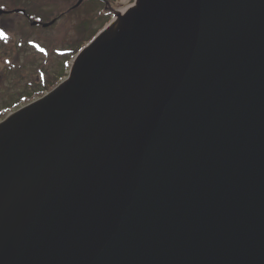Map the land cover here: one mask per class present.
Here are the masks:
<instances>
[{"label":"water","instance_id":"1","mask_svg":"<svg viewBox=\"0 0 264 264\" xmlns=\"http://www.w3.org/2000/svg\"><path fill=\"white\" fill-rule=\"evenodd\" d=\"M0 264H264V0H134L5 116Z\"/></svg>","mask_w":264,"mask_h":264},{"label":"rangeland","instance_id":"2","mask_svg":"<svg viewBox=\"0 0 264 264\" xmlns=\"http://www.w3.org/2000/svg\"><path fill=\"white\" fill-rule=\"evenodd\" d=\"M63 1L65 0H0V9L2 10V6L8 10L26 9L31 20L48 22ZM113 2L117 11H122L133 5L134 0ZM87 4L82 5L74 16L43 29L30 26L19 15L0 16V31L4 33L0 36V93L3 95L6 89V95L11 100L10 110L6 108L4 111L7 115L40 98L67 77V69L77 54V46L83 45L87 40L81 35L79 23L85 18L82 11ZM97 27L99 29L98 25ZM69 46V55L65 54L59 60L58 50Z\"/></svg>","mask_w":264,"mask_h":264},{"label":"flooded vegetation","instance_id":"3","mask_svg":"<svg viewBox=\"0 0 264 264\" xmlns=\"http://www.w3.org/2000/svg\"><path fill=\"white\" fill-rule=\"evenodd\" d=\"M79 1H80V4L76 6L77 2ZM115 2H113V0H65L61 2V6L57 7L56 14L48 22L31 20V16L27 12V10L21 9V8L19 9L23 10V12L20 11L19 13H15L13 11L15 9L8 10L5 8H2V10L0 9V11H5V13H2L0 16L19 15L20 19L26 21L30 26L32 25L31 24L32 22H36L37 24L34 25L36 27H40L42 29L50 28V27L55 26L56 24H59L60 22H63L64 20L68 19L70 16H74L73 14L77 13V11L80 10V8H82V5H84L85 3H88L87 7L83 8L84 11H82L87 16L82 15V12L80 11L81 15L85 18H82L83 20L79 22L81 24L80 25L81 35L84 39L85 38L89 39L87 41L88 43L96 36V34L99 33V31L103 30L112 21L114 12L117 11V7L115 8L114 6ZM65 3H68V4L65 5ZM49 23L51 24L47 25V27L43 26L44 24H49ZM97 25L99 26V29ZM70 49H71V46H69L68 48H63L61 49V51L58 50L59 55L57 57L59 58V60H61V57L65 56V54L69 55ZM73 56H75V54H73ZM69 69L70 67L67 69L68 70L67 72H69ZM63 78H61V80ZM0 106H1L0 107V116H1L0 119H2L7 114L4 112L6 111V108H8V110H10L11 108V100L6 95V89H4L3 95L0 93Z\"/></svg>","mask_w":264,"mask_h":264},{"label":"trees","instance_id":"4","mask_svg":"<svg viewBox=\"0 0 264 264\" xmlns=\"http://www.w3.org/2000/svg\"><path fill=\"white\" fill-rule=\"evenodd\" d=\"M15 5V4H14ZM13 5V6H14ZM18 5H20V4H18ZM3 8H5L4 6H2ZM1 7V8H2ZM89 39H87L86 41H85V43H83V45H81V46H77V48H76V53L79 51V49H81V47H83L86 43H87V41H88Z\"/></svg>","mask_w":264,"mask_h":264},{"label":"snow or ice","instance_id":"5","mask_svg":"<svg viewBox=\"0 0 264 264\" xmlns=\"http://www.w3.org/2000/svg\"><path fill=\"white\" fill-rule=\"evenodd\" d=\"M3 35H4V33L2 31H0V36H3ZM41 51H43V49H41Z\"/></svg>","mask_w":264,"mask_h":264},{"label":"bare ground","instance_id":"6","mask_svg":"<svg viewBox=\"0 0 264 264\" xmlns=\"http://www.w3.org/2000/svg\"><path fill=\"white\" fill-rule=\"evenodd\" d=\"M123 13V10L121 11ZM7 115V114H6Z\"/></svg>","mask_w":264,"mask_h":264}]
</instances>
